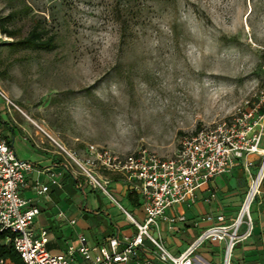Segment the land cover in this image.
I'll return each instance as SVG.
<instances>
[{"label":"rangeland","instance_id":"obj_1","mask_svg":"<svg viewBox=\"0 0 264 264\" xmlns=\"http://www.w3.org/2000/svg\"><path fill=\"white\" fill-rule=\"evenodd\" d=\"M4 16L16 37L36 20L55 36L54 49L35 50L0 34V90L29 147L54 149L53 138L171 156L264 87V0H0ZM84 201L91 230L129 224L105 198Z\"/></svg>","mask_w":264,"mask_h":264},{"label":"built area","instance_id":"obj_2","mask_svg":"<svg viewBox=\"0 0 264 264\" xmlns=\"http://www.w3.org/2000/svg\"><path fill=\"white\" fill-rule=\"evenodd\" d=\"M7 107L19 110L0 90ZM55 148L94 192L118 207L136 228L131 236H109L105 242L68 246L66 252L52 254L46 249V230L36 231L37 206L23 197L26 176L33 169L29 161L17 157L12 143L0 129V230L12 234V245L23 264H128L140 253H150L167 264H193L196 250L207 242L224 244V264H229L236 243L251 235V206L261 193L264 181V87L245 99L241 106L220 121L203 125L184 135L171 156H163L141 144L130 152H119L107 146L87 143L83 148H70L57 142ZM240 167L247 177V190L233 218L222 212H207L193 221L207 226L178 254H172L162 240L160 224L175 231V224L185 222L182 204L191 206L197 191L215 176ZM53 177V175H51ZM121 183L137 195L143 218L131 215L116 199L113 186ZM37 193L48 190L36 186ZM215 191L204 197L210 204ZM74 223V220H71ZM245 231L240 232L242 225ZM0 264H10L0 257Z\"/></svg>","mask_w":264,"mask_h":264},{"label":"crops","instance_id":"obj_3","mask_svg":"<svg viewBox=\"0 0 264 264\" xmlns=\"http://www.w3.org/2000/svg\"><path fill=\"white\" fill-rule=\"evenodd\" d=\"M12 111L3 100L0 99V129L9 140L12 137V145L17 157L33 164V169L27 173L26 186L22 189L23 197L30 200V204L37 206L40 213L35 217L33 227L36 231L46 230L48 241L46 249L52 254L66 252L68 246L80 245L79 237H85L87 245H95L105 242L109 236H131L136 228L129 224L116 225L111 221L107 224H99L95 230L86 221L85 198H103L91 190L60 156L56 150L45 147H29L24 138H21L10 122ZM12 127V128H11ZM21 146L29 149L20 156L14 147V140ZM39 153V154H37ZM53 175V177L51 176ZM247 177L240 167L232 169L229 173L215 176L207 185L197 191L195 204L188 206L182 204L168 213L181 211L186 217L185 222L175 224V231L162 224L160 236L167 249L172 254H178L207 226L204 221L194 226L193 221L199 219L207 212H222L226 218H233L246 190ZM36 186H47L48 190L37 193ZM86 189H89L88 191ZM116 196L124 198L137 211L134 216L141 220L143 212L139 203V197L135 194L129 196V192L121 183L113 186ZM217 194L210 204L204 201V197L210 192ZM84 198V199H82ZM128 198H135V201ZM112 205V204H111ZM113 206V205H112ZM185 206L189 208L186 211ZM252 211L254 220L253 230L250 236L235 244L229 264H264V182L261 193L256 200ZM74 220V223L71 222ZM128 221V220H127ZM240 232L245 231V225ZM224 244L207 242L200 246L194 255L193 264H224ZM128 264H167L159 261L150 253H140L137 259Z\"/></svg>","mask_w":264,"mask_h":264},{"label":"trees","instance_id":"obj_4","mask_svg":"<svg viewBox=\"0 0 264 264\" xmlns=\"http://www.w3.org/2000/svg\"><path fill=\"white\" fill-rule=\"evenodd\" d=\"M8 19L9 16L0 17V34L3 33L12 38V40L8 42V46L10 48H27L35 50H51L55 48V36L53 34L48 35L47 30L40 24L39 21L36 20L33 23L26 35L16 37V32L7 27ZM2 124L4 123L0 120V126ZM131 195L132 193L129 194V196ZM128 199L135 201V198ZM11 239L12 234L7 231L0 230V257L7 259L10 264H23L12 245Z\"/></svg>","mask_w":264,"mask_h":264}]
</instances>
